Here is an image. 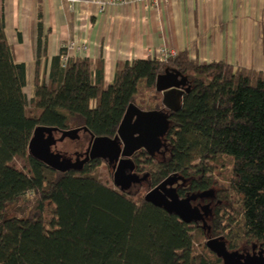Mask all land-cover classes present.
<instances>
[{"label": "trees", "instance_id": "obj_1", "mask_svg": "<svg viewBox=\"0 0 264 264\" xmlns=\"http://www.w3.org/2000/svg\"><path fill=\"white\" fill-rule=\"evenodd\" d=\"M38 31L39 52L40 22ZM63 54L51 59L47 81L39 78L36 59L27 99L25 64L14 59L0 22V264H227L206 241L196 252L193 227L174 214L96 178L98 162L59 173L28 154L37 126L79 125L94 137L112 138L129 104L162 111L155 80L165 71L180 72L189 89L180 108L167 111L168 159L154 162L150 186L172 174L194 178L203 189L208 164L215 162L223 216L195 227L228 244L231 254L264 251L263 72L222 61L199 63L184 50L166 62L116 61L105 88L101 59L68 57L62 65ZM28 107L32 111L26 113ZM224 158L229 168L222 167ZM15 159L24 160L27 169ZM47 202L55 213L50 229L42 219ZM227 204L235 213L229 218Z\"/></svg>", "mask_w": 264, "mask_h": 264}, {"label": "crops", "instance_id": "obj_2", "mask_svg": "<svg viewBox=\"0 0 264 264\" xmlns=\"http://www.w3.org/2000/svg\"><path fill=\"white\" fill-rule=\"evenodd\" d=\"M101 1L0 0L7 41L26 67L27 99L36 59L39 78L47 81L51 59L62 50L69 57L101 59L105 88L116 61L154 58L160 49L264 73V0H129L104 8ZM67 42L73 43L70 50Z\"/></svg>", "mask_w": 264, "mask_h": 264}, {"label": "water", "instance_id": "obj_3", "mask_svg": "<svg viewBox=\"0 0 264 264\" xmlns=\"http://www.w3.org/2000/svg\"><path fill=\"white\" fill-rule=\"evenodd\" d=\"M187 82V78L178 71H165L156 77L155 91L161 94V104L164 109L173 112L180 108L182 96L189 89ZM166 118L167 116H162L158 112H145L129 104L115 136L113 138L94 137L89 133L91 137L89 150L84 158L79 159L77 156L75 161H71L59 152L52 151V147L66 138L78 137L77 133L80 129L59 130L54 127L37 126L28 143V154L59 173L80 171L88 160L99 158L108 163H115L114 183L128 185L137 179L132 174L133 163L130 157L139 149L155 152L160 148V137L165 133L167 126ZM82 129L88 133L86 128ZM54 132H60V136L54 138ZM119 157H121L120 160ZM165 187L166 182L162 181L145 193L144 200L171 214L188 213V207L185 204L166 198ZM216 241V239H208L205 244L210 248L214 247L217 254L222 257L226 249L223 244H216ZM227 261H230V264H264V261L260 259L250 258L236 260L227 257Z\"/></svg>", "mask_w": 264, "mask_h": 264}, {"label": "flooded vegetation", "instance_id": "obj_4", "mask_svg": "<svg viewBox=\"0 0 264 264\" xmlns=\"http://www.w3.org/2000/svg\"><path fill=\"white\" fill-rule=\"evenodd\" d=\"M187 82V86H188ZM175 108V106L173 105ZM169 112V111H168ZM162 116H167V110L163 109L162 111L158 112ZM83 127L75 126L71 127L69 129H80L77 133L78 137L74 139H69L71 142H74V149L70 153H62L59 150L56 149V145L52 147V151L59 152L63 156L69 158L71 161H75L76 157L79 156V159H82L85 157L86 152H88L90 143H91V137L90 134L83 131ZM54 138H58L60 136V132H54L53 133ZM75 136V135H72ZM113 138V137H112ZM68 139V138H66ZM160 148L155 152H149L145 149H139L135 151L131 158V161L133 163L132 166V174H134L137 179L128 185H118L114 183L113 180V173H114V166L115 163H108L107 161H103L102 159L95 158L92 160H88L86 163H84L82 169L86 165H89L91 162H98L104 163L107 169H109L111 173V184L112 186L118 190L119 192L127 195V196H134L137 194V191L143 187V184L147 185L148 192L155 186L151 187V177H152V166L155 161H166L168 159V155L166 156L164 154V151H168V138L165 136V133L162 134L160 137ZM144 155H141V154ZM143 156V157H141ZM121 157H119V160ZM145 163V164H144ZM215 167L216 163L212 162L208 164V168L210 169V172L204 175V180L202 181L203 185H207L203 189H199L202 184H194L195 180L194 178H185L184 176H176V175H167L163 181L166 182L165 187V196L168 200H176L180 201L182 204H185L188 207V213H184V215L181 214H174L178 220L181 222L187 223L189 226H205L207 223H213V222H220V218L223 216V212H221V207L225 206L224 204H221L217 201V190H216V180H215ZM76 171V172H80ZM126 173L127 170H126ZM203 177L200 176V179ZM199 179V177H198ZM136 188V190L132 191V189ZM144 193V194H145ZM144 196V195H143ZM206 239H216V244H223V241L216 237H210L206 236ZM206 240V241H207ZM224 247H226L225 244H223ZM209 249L213 251L214 253H217L214 247ZM226 249V248H225ZM227 257L230 259H236V260H242L243 258H250V259H260L264 261V251H261V254H255V251L252 250V252L246 250L241 251H235L234 254H231L225 250V254L222 255V258H224L227 262V264H230V261H227Z\"/></svg>", "mask_w": 264, "mask_h": 264}, {"label": "rangeland", "instance_id": "obj_5", "mask_svg": "<svg viewBox=\"0 0 264 264\" xmlns=\"http://www.w3.org/2000/svg\"><path fill=\"white\" fill-rule=\"evenodd\" d=\"M30 111H32V110L30 107H28L26 109V113H29ZM77 126H79V125H77ZM73 145H74V142H71L69 139H64L63 141L56 143V149L62 153L63 152L64 153H70L74 149ZM164 154L167 156L168 155L167 151H164ZM13 163L21 169H24V170L27 169V164L24 160L15 159L13 161ZM229 163H230V160L227 158H224L222 167L225 169L229 168ZM94 176L96 178H98L100 181L107 183V184L112 186V184H111V173H110L109 169H107V167L105 166L104 163H100L98 165L97 171L94 174ZM215 179H216V177H215ZM134 190H136V188L133 187L132 191H134ZM146 190H147V185L143 184V187L140 188L137 191V193L143 196V195H145L144 193ZM228 207H230V209H229L230 212H228L226 210L225 213L226 214L228 213V218H229L230 216H234L235 213L232 212L231 206L229 204H227L226 208H228ZM42 219H43L44 225L47 229H50L55 225V213H54L53 206L51 205L50 202H47L45 207H44V211L42 213ZM232 222H235V220H233ZM207 224H209V223H207ZM202 233H203V231L201 232V230H199L195 226H193L191 235H192L193 242L195 244V251L196 252H199L201 250L203 244L207 240L206 235L202 234ZM242 245H243V242L241 243V245L239 247H242ZM226 246H228V244Z\"/></svg>", "mask_w": 264, "mask_h": 264}, {"label": "built area", "instance_id": "obj_6", "mask_svg": "<svg viewBox=\"0 0 264 264\" xmlns=\"http://www.w3.org/2000/svg\"><path fill=\"white\" fill-rule=\"evenodd\" d=\"M70 2H77V0H68ZM129 0H102L101 1V5H102V8H104L105 6H115V5H118V4H124L126 2H128ZM73 43L71 42H67L64 46L65 49L67 50H70L72 48V45ZM80 49V48H78ZM68 52H65V54H63L61 56V60H62V65H64L68 59ZM176 54L170 50H167V49H160L158 50L155 58H157L159 61L161 62H166L170 57H173L175 56Z\"/></svg>", "mask_w": 264, "mask_h": 264}]
</instances>
